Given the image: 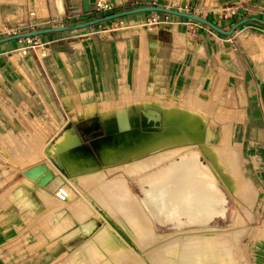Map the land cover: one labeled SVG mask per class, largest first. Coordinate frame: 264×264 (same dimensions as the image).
Segmentation results:
<instances>
[{
    "label": "crops",
    "instance_id": "1",
    "mask_svg": "<svg viewBox=\"0 0 264 264\" xmlns=\"http://www.w3.org/2000/svg\"><path fill=\"white\" fill-rule=\"evenodd\" d=\"M64 1L73 8L75 0ZM212 1L216 2L209 4L212 8L226 2L237 5L236 22L247 17L264 19V0ZM120 3L116 0L115 7ZM79 10L70 14L65 23L64 18L60 19L63 16L53 19L46 14L39 15L40 11L33 20L37 21L38 28H46L82 22L80 15L83 18L93 13L83 12L81 1ZM151 14L144 11L126 15L132 25L128 30L109 25L112 19L31 36L30 42L22 37L0 43V150L8 146L2 137L9 130L21 136L23 112L37 120L47 119L48 113L54 110H51L54 103L70 113L84 104L92 111L89 104L97 108L102 102L150 103L159 96L168 98L199 93V96L210 98L217 96L221 103L237 104L249 121L241 131L245 149L256 152L264 162V43L261 45L253 37L257 35L264 39V23L250 20L231 34L199 23L197 32L189 37L185 31L188 18L160 12L158 22L147 23ZM0 15L3 22L18 24L8 20L4 11L0 10ZM202 15L224 30L234 24H229L230 19H219L209 9ZM141 21L145 24H140ZM141 25L145 26L146 39L142 38ZM23 48H26L25 54L21 53ZM46 123L44 121L43 125ZM100 126L105 132L104 125L101 123ZM48 148L49 145L45 150ZM70 154L88 155L96 160L92 150L81 144L71 146ZM19 173L22 175L13 176L10 185L16 183L19 191L25 192L20 185L25 181L17 183L25 175L23 170ZM55 181L59 183V178L53 183ZM9 186L1 189L0 196L8 194ZM36 193V190H28L25 196H18V201L32 197L35 203L27 208L24 204H14L10 219L5 216L4 206L0 203V264L102 262L98 259L101 254L89 255L86 250L87 234L92 231L82 228V222L71 212L67 213L72 220L70 226L53 237L50 233L45 234L43 220L54 218L56 212L41 213L37 207L40 197ZM4 197L9 199L11 196ZM41 237L43 242L40 244ZM255 261V264H264V240L257 244Z\"/></svg>",
    "mask_w": 264,
    "mask_h": 264
},
{
    "label": "rangeland",
    "instance_id": "2",
    "mask_svg": "<svg viewBox=\"0 0 264 264\" xmlns=\"http://www.w3.org/2000/svg\"><path fill=\"white\" fill-rule=\"evenodd\" d=\"M38 1L40 3H38ZM119 1L121 2L120 5L119 6L117 5L116 7L114 6L110 10L97 11V12L95 11L96 13L94 12L89 13V15H86L83 18L80 15L79 21L90 20L92 18H96L104 14L113 12V11H120V10L129 9V8H133L137 6L161 5V6L166 7V5L168 4V0L157 1V4H152L151 1L149 2L148 0H138L137 3L135 2L132 3L131 0H119ZM171 1H176V5L173 7L174 9L192 12L200 16H203L202 13L204 12L207 13V10L210 7L211 3L214 2L212 0H193L192 2L191 0H171ZM79 3H80V0H75L73 8H71L69 5L65 3L62 4V8H60L58 4L55 2V0H37V1L36 0H20V1L19 0L18 1L17 0H1L0 10L6 13V17L8 18V20H12V22L17 21L18 24L13 25L10 23H5L2 21V19H0V37L15 34L13 30L16 31V34L23 32V31L31 30L32 27L29 25L31 21L35 23L34 29H37L38 28L37 21L35 22V20L33 19L35 16L39 14L38 13L39 11L41 12V14L39 15L46 14L50 17H53V19L57 18L58 16H63L60 19L62 20L64 18L63 22L65 23V21L69 19L70 14L80 11ZM72 9H74L75 11L71 12L70 10ZM211 12H213V10ZM14 13L16 16L12 15ZM216 16L218 15L216 14ZM0 18H1V15H0ZM120 18L122 19L123 22L128 23L129 17L123 16ZM221 19H224V18H221ZM235 20H236L235 17L231 18L229 24L232 25L233 23L236 22ZM21 22L23 23L22 25L20 24ZM104 24H108V23H104ZM110 24H112V26H114L117 29H122L121 27H123L120 24L119 20L116 18L113 19L112 21H109V25ZM140 24H145V21H141ZM193 24L194 22L192 21V19L188 18L185 31H186V35L189 37H191L192 34L197 32V29L196 27H194ZM209 98L210 97H207V96H199V93H195V94H183L181 96L178 95L177 97H168V98L165 96L155 97L153 98L155 102L154 101L150 102V103H153L151 105L150 103H146V102H136V103L141 104V105L143 104V107H146V108H149L150 106H153L154 104L155 105L160 104L159 106L156 107V109H159L160 114L161 113L164 114L165 111L170 112V108H168V106L171 108H173L172 106H175L176 111L178 109L179 110L181 109L189 113L190 112L193 113L196 111V109H199L200 112L198 111L197 114L199 116L202 115L201 117L203 118L206 117L205 119L207 122L206 124L209 125L211 129L216 131L218 135V138L216 140H211V143L216 146L218 145L217 147L220 150V160L221 161L223 159L228 160L227 162L226 160L222 162L223 169L225 171L234 170L233 172L235 173L238 172V175L240 174L239 175L240 183L237 184L234 181L233 182L229 181L228 183L229 190L225 185L223 184L220 185L227 199L225 203V206H226L225 213L220 216H215L213 219H211L207 223H203V222L191 223L188 220H186V218L184 217L182 218V220L168 219L165 215L160 214L156 210L152 208H147V211L150 213L149 215L152 218V223L153 225H155L154 230L156 234L149 232L146 234L143 233L144 235L141 234V237L139 239L138 237L140 236V234L137 238L133 237L131 239V243H129L128 245L119 246L121 248L119 249L120 251L118 255L117 245L122 242L115 243L114 247L113 246H112L113 248L110 247L111 251H109L108 247L111 246L110 244L112 242L110 241L109 243L107 240H103L98 237L100 233H102V231L98 232V234H95V235L89 232V234H87L88 236L86 240V243H87L86 250L88 251L89 255H94L95 253L101 254L102 256L98 257V259L100 258L103 261L100 263H88V264H169V263L170 264H199L200 262L205 260L204 258H206L207 256L201 257L203 256V254L198 252L199 250L202 251V247H204L203 245H206V244L205 243L203 244L202 240H199L198 239L199 237L197 236H200L201 233L206 232V229H208L207 227H210L209 229H213V230H210L212 232L213 231L215 232L218 229L223 231L224 229V232L228 233L230 238H232V240L234 241L231 240V242L228 243L229 245L226 244L230 248L229 250H231L228 252L230 253L229 257L226 255V252H220L218 253V255L217 254L215 256L212 255V262H206V263L224 264L226 262L228 263L232 261V263L230 264H255L257 244L261 243L264 240V162L257 155L256 152H252V151L250 152L245 149V144L243 143L242 138H241L242 137L241 131L246 125V122H249L244 117L245 113L241 109H239V107H237V104L221 103L217 100V96L211 97L210 99ZM136 103L135 102L134 103L133 102H129V103L128 102H102L101 104L100 103L97 104V108L94 106V104H89L90 106L93 107L92 111H89L90 109L86 108V106H84L86 104H84L82 108L81 107H78L76 109L74 108L71 110L70 113H68V110H66V108L64 109L59 104L54 103L52 104L53 108L51 109V110L53 109L54 110L48 113L49 118L47 119L43 118L42 120L31 118L30 116L26 115L25 112H23L24 116L22 114L21 121L23 122V128H22L21 136H16L15 134L11 133V131L9 130L8 131L9 133L2 137V138H5L4 142H7L8 146L7 147L3 146V149L0 150V191L1 189L10 185L11 180L13 179V176H21L22 174L19 172L31 167L32 165H35L38 163H45L49 169L54 171L55 169L51 167L53 166L52 161L48 159L47 154L45 153V149L50 141H52L53 139L56 140V138H58L59 135L63 133V131H65L68 127L73 125L82 141L80 143L81 146L83 147L87 146L88 148H90L93 152L94 157L100 164V170H98L96 175L93 176V177H96V179L95 178L92 179L88 176H85L82 178H75V181H74L72 178L68 177V175L66 179L65 178L63 179L56 171H54V173L57 175L56 178L57 179L59 178L58 184H54L53 181H51L46 185V187L39 185V187L36 188V185L38 184H35V182H33L32 179L26 176L25 177L26 179H28V181H26L24 177L22 178V180L18 181L17 183H20L21 181H25L24 183H21L20 185L23 186L25 189L27 188L29 191L36 190V192L38 193L36 194L40 197L39 204L37 205V207H39L41 213H47L51 211L56 212V216L54 218H44L43 220V222L47 224V225L45 224L46 226V230L44 231L45 234L50 233L52 237L54 235L59 234V232H61L62 229H64L65 227H68L72 224L71 217L67 215L68 212L73 213V216H75L79 220V214L81 211V214L83 216L85 215L86 219L88 218V220L91 219L95 222L96 219L94 218L92 219L91 215H89L91 214V208L92 209L103 208V213L102 211L100 212L101 216H104V217L110 216V214L114 212L112 214H114L115 217L118 218L120 214L118 213L119 211L117 212L115 211V209L118 207L117 203L119 202V199L124 200V198H121L124 195L123 194L121 195V193L119 194L117 192V189H115L116 192L118 193V195L116 196L117 193H115L111 188H106V187H109L108 185H111L114 182V179L116 180L123 179L128 184L130 191L133 193V195H135L138 199H142V197L144 196V192L142 188L145 187L147 183L142 182L141 177L145 176L147 173L150 172L149 167L146 168V166H148L149 164L151 167L155 166L154 164L156 163L155 161L163 159L167 155L165 154L164 151L163 153L156 152L157 154L156 153L151 154L149 152V155L145 154L146 157L143 158L144 155H142L143 154L142 152L143 149H142L138 151L136 154L130 153L132 155V158H129L131 156L130 155L126 159L127 156H125L123 152L122 153L117 152L116 153L117 156H120L121 159L118 160V157L115 156L117 157L116 158L117 160L115 158H114L115 160L114 159L111 160L110 158V160L107 159L105 160L106 162L105 161L102 162L104 159L101 160L102 158L100 156V153L97 150V147L100 145H104L111 139V134L107 132L106 129L104 132L103 128L100 126V124L102 123L101 122L102 120L100 118L102 117L104 110L106 109V110H110L116 113L118 112L119 114V113H122V111L126 110L128 108V105H131L133 107V105H135ZM89 105L88 107H90ZM231 108L233 109L231 110ZM19 109L20 111H22L21 108ZM164 109H167V110L163 111ZM8 110L9 112H11V106L8 107ZM24 110H26V108H24ZM98 111H99V114H98ZM184 111H181V112H184ZM187 112H184V113L186 114ZM172 113L170 112L169 114L172 115ZM189 113H187V115ZM177 114L178 113L176 112V115ZM91 120L97 121L98 125L91 126L90 130L86 131L85 127L89 124L88 122ZM44 121L48 122L46 123V126L43 125ZM224 129H226L227 131L229 130L228 133L227 131L223 132ZM223 133L224 135L228 134V137L223 136ZM140 152L142 153L140 154ZM139 154H140V157H142V158L139 157L141 160L137 158L135 159V162L132 163L131 160L133 159L132 161H134V156L139 155ZM182 154H184V152H182ZM221 154L222 156H224V158H222ZM178 157L179 155L175 156V158H178ZM128 159H130V161ZM143 159L145 160L143 161ZM203 160L205 161V159L202 157L201 162H200L201 164H205L203 163ZM141 163H143L145 166H143ZM132 164H133L134 170H132L131 168ZM229 165L230 166L232 165V167H229ZM137 167L139 168L137 169ZM140 167L141 168L143 167V168L140 169ZM131 170H132V173H131ZM139 170L141 171L143 170V171L141 172ZM99 173L101 174V176ZM231 176L234 177L233 175ZM235 178H238V176H235ZM69 182L73 186L72 190L70 187H68V185L65 184ZM77 182L79 183L76 184ZM116 183H118V181H116ZM62 184L70 190H69L68 199L66 201L60 202L55 197L54 192L56 188ZM13 185L9 186L10 189L8 191V194L9 196H11L9 197V199H5L6 197H4L6 195L8 196V194H4L0 196L1 206L2 205L4 206L3 212H5V216L8 219H10V217L13 216L11 207L14 204H18L19 206H22L21 204H24L25 205L24 207L27 208V207H30L29 205H32L35 203V199H33L32 197L24 198V199L21 198L22 200L19 199L18 201L17 197L25 196L28 190H26L25 192H20L17 187L18 185H14V186ZM234 187L236 189H234ZM99 189L101 190L102 193L100 192ZM41 193H43L44 195H42ZM105 193L107 194V196ZM101 195H103L104 197ZM51 199L53 201H51ZM123 200H120V201L123 202ZM50 202L52 205L49 204ZM87 202L88 203L90 202V203L88 204ZM81 203L83 206L81 205ZM115 203H116V207L114 206ZM84 204L85 205L88 204L89 206L88 205L84 206ZM5 207L6 208L8 207V209H5ZM82 207L85 209H83ZM42 208H44V210L41 211ZM82 212H86V214ZM53 224H55V226ZM204 224L206 225V227L204 226ZM48 225H50L49 228H48ZM200 227H202V229ZM95 229L91 231L93 232ZM196 229H197V232H196ZM216 232H220V231H216ZM190 234L193 235V237L195 235L194 238L195 239L197 238L196 241L199 240V242L197 243L194 240L195 242L193 243V240H192V242L190 243V240L192 239V236ZM158 235L161 236L162 238L164 237L163 240H161L162 238H159ZM183 235L184 236L186 235V237L187 236L191 237V239L189 238L190 240H187L190 243L188 244L189 246L185 244V241L183 243V240H185ZM204 236L205 235H201L200 237H204ZM156 238H159V239H156ZM179 238L181 241L179 240ZM42 242H43V238L42 240L40 239V244ZM185 248H187L186 249L187 251H189L190 249L189 252H191V249H193L195 252H196L195 249H198V251L196 252V254L193 253V250L191 254L190 253L187 254L186 252L182 258V253L186 251ZM182 249H183V252H182ZM215 250L217 252V248H213L209 251L215 252ZM112 254H114V256H112ZM115 254L117 255L116 258H115ZM218 256H222V257H218ZM221 258L224 263L222 262ZM229 259L231 261H229Z\"/></svg>",
    "mask_w": 264,
    "mask_h": 264
},
{
    "label": "bare ground",
    "instance_id": "3",
    "mask_svg": "<svg viewBox=\"0 0 264 264\" xmlns=\"http://www.w3.org/2000/svg\"><path fill=\"white\" fill-rule=\"evenodd\" d=\"M55 2L58 4V6L60 8H62V4L65 3L64 0H55ZM30 4H32V3H30ZM32 9H33V7H32ZM45 16H48V15H45ZM139 27H140V31H141V29L143 32L145 31L144 25H141ZM125 30H128V27H125ZM142 31H141L142 38H145V35H144L145 32L143 33ZM120 32H122V31H120ZM253 37L258 42H260L261 45L264 43V39H262L261 37H259L257 35H254ZM177 38H178V36H177ZM263 46H264V44H263ZM38 50H40V49L38 48ZM40 54H42V53H40ZM150 105H151V103H150ZM157 106H159V105L154 104L153 106L146 108V107H143V104L141 105V104L136 103L135 105H133V107L131 105H128V108L119 114H118V112L116 113V112L105 109L103 114H102V117L101 118L99 117L102 120L101 122L104 125L106 131L111 134V139L107 143L97 147V150L100 153V156L102 158L101 160L104 159L102 162H104L107 159L110 160V158H111V160L114 158L116 159L117 157H118V160L121 159L120 156H117V154H116L117 152H119V153L123 152V154L125 156H127L126 159L131 154H133V153L136 154L138 151H140L142 149H143L142 155H144L143 158L146 157L145 154L149 155V152L151 154H153V153L155 154L156 152L157 153L158 152L163 153V151H164L165 154H167L165 156V158L155 161L156 163L152 162L155 164V166L151 167L149 163H148L149 165L146 166V168L149 167L150 172L147 173L145 176L141 177V181L144 183H147L145 185V187L142 188V190L144 192V196L142 197V199H138L135 195H133V193L130 191L128 184L123 179H121V180L120 179L119 180L114 179L113 183L111 181L112 184L109 183L111 185H108L109 187H106V188H111L115 193L118 192L119 194L121 193V195L122 194L124 195L123 197H121V198H124V200L119 199V202H121L120 200H123V202H121L122 204L117 201L118 199L116 200L119 203V205H118V203L116 202L118 207L115 209V211H117V212L119 211L118 213L120 214V216L118 218H116L115 215L112 214L114 212L111 213L112 215L109 213L110 216L104 217V216L100 215L101 211L103 213V208L98 209L95 207L97 210L91 208V214H89V215H91V218L92 219L94 218V219L100 221V225L98 226V228H96L93 232H91V234L95 235V234H98V232L102 231V233H100V235L98 237L103 239V240H107L109 243H110V241L112 242L110 244L111 246L108 247L109 251H111V248L114 247L115 243L122 242V243L117 245L118 255H119V251H120L119 249L121 248L119 246L120 245H123V246L128 245L129 243H131V239L133 237L137 238L140 234V236L138 237V239H139L141 237V234L144 235L143 233L146 234L149 232L156 234V232L154 230L155 225H153V223H152V218L149 215L150 213L147 211V208H152V209L156 210L160 214L165 215L168 219L182 220V218L184 217V218H186V220H188L191 223H200V222L207 223L208 221L213 219L215 216H220V215H223L225 213V209H226L225 203H226L227 199H226V195L222 191L220 185L221 184L225 185L229 190V186H228L229 181L230 182L234 181L237 184L240 183V177H239L240 174L238 175V172L235 173V172H233L234 170L225 171L223 169L222 162L226 159H223L222 161L220 160V150L217 147L218 145L216 146V145L211 143V140H216L218 138L217 132L214 131L213 129H211L209 127V125L206 124L207 122L205 120L206 119L205 115H204L205 118H203V117H201L202 115L199 116L197 114L199 109H196V111L194 110L195 112H193V113H191V112L189 113L187 111L180 109L181 111L189 113L187 115V113L185 114L184 112H181L178 108H177L178 110L176 111L175 106H172L173 108L168 106V108H170V112L175 113V114L172 113V115H170L169 114L170 112L165 111L167 109L163 110V111H165L164 114H162V113L160 114L159 109H156ZM159 108H161V107H159ZM213 109H215V108H213ZM176 112L178 113L177 115H176ZM202 113H204V112H202ZM211 113H212V111H211ZM211 121H213V120H211ZM88 123L89 124L85 127L86 131L90 130L91 126H97L98 125L97 121L91 120ZM224 131H227V130L224 129L223 132ZM228 131H227V133H228ZM229 135H230V133H229ZM223 136L228 137V134L224 135V133H223ZM81 142L82 141L80 139V136L76 132L75 128L73 126H70L65 131H63V133H61V135H59V137L56 138V140L53 139L52 141H50L48 143L49 148L47 150H45V153L47 154L48 159H50L52 161L53 166H51V167L54 168L55 169L54 171H56L58 174H60L63 179L64 178L66 179L67 175H68V177L72 178L74 181H75V178H82L85 176H88L92 179L93 178L96 179V177H93V176H95L97 171L100 170V164L97 160H93L92 158L87 157L88 155L87 156H80V155H73L72 156L70 154L71 146H74V145L78 146ZM224 142H222V143H224ZM142 152H140V154ZM182 152H184V154H182ZM140 154L135 155V156L133 155L134 161H132L133 160L132 159L131 162L132 163L135 162V159L139 158ZM176 155H179V157L175 158ZM225 155H226V153H225ZM115 156H117V157H115ZM221 156H222V154H221ZM202 157L205 159V161L203 160V163H205V164L200 163ZM129 158H132V155ZM140 158H142V157H140ZM222 158H224V156H222ZM128 160L130 161V159H128ZM144 160L145 159H143V161ZM153 160H154V158H153ZM143 161H141V162H143ZM227 161L228 160H226V162ZM228 163H227V165H228ZM141 164L143 166H145L143 163H141ZM224 164H225V162H224ZM136 165H138V164H136ZM130 167H131V165H130ZM229 167H232V165L231 166L229 165ZM131 168H132V170H134L133 164H132ZM138 168L139 167H137V169ZM142 168L140 167V169H142ZM132 170H131V173H132ZM139 171H141V170H139ZM229 173H230V175H229ZM231 175H233L234 177H232ZM100 176H101V174H100ZM235 176H238V178H235ZM116 181H118V183H116ZM33 182H35V181H33ZM55 182L58 184V181H55ZM55 182H54V184H55ZM69 183H65V184L68 185V187H70L72 190L73 186L71 185V183L70 184ZM78 183L79 182H77L76 184H78ZM35 184H38V185H36V188H38L40 185L39 183H36V182H35ZM110 186H112L113 188ZM235 187H234V189H236ZM102 189H103V187H102ZM111 189H110V191H111ZM115 189H117V192ZM24 190L26 191L28 189H24ZM100 192H101V190H100ZM44 193H45V191H44ZM118 193L116 194V196L118 195ZM41 194L44 195L43 193H41ZM54 195H55V192H54ZM108 195H110V194H108ZM101 196H103V195H101ZM106 196H107V194H106ZM55 197H56V195H55ZM78 197H80V196H78ZM110 198H111V196H110ZM114 199H116V198H114ZM51 201H53V200L51 199ZM116 203L114 205L115 207H116ZM49 204H51V202ZM81 205H82V203H81ZM87 205L84 204V206H87ZM98 205H99V203H98ZM83 209H85V208H83ZM88 209H89V207H88ZM71 211H72V209H71ZM104 211H105V209H104ZM82 213L86 214V212H82ZM79 221L82 222V226H83L82 228H85L88 231H90V228L93 226V223H94L93 220H91V219L88 220V218L86 219V216L85 215L83 216L81 214V211L79 214ZM68 222H69V220H68ZM238 222H239V220H238ZM204 226L206 227L205 224H204ZM200 228L202 229V227H200ZM200 228H199V230H200ZM207 228L208 229H206V232L200 234V236L205 235L204 237L197 236V237H199L198 238L199 240H202L203 244L204 243L206 244V245H203L205 248L202 247V251L201 250L198 251V249H195V250H196V252L198 251L199 253L203 254V256L200 255L201 257L207 256L209 258L206 257V258H204L205 260L202 259L203 261L200 262L199 264H208L206 262H212V255H214V256L216 254L218 255V253H220V252H226V255L228 257L230 256V253H228V252L231 250H229L230 248L228 247V245H229L228 243L231 242L232 238H230L229 234L225 233L224 229H223V231H221L219 229L216 230V231H220V232H216V231L212 232L210 230H213V229H209L210 227H207ZM192 229H194V228H192ZM221 229H222V227H221ZM196 232H197V229H196ZM192 233H193V231H192ZM178 235H179V233H178ZM175 236H176V234H175ZM191 236H192V239H191V237H188V236H187L188 237V239H187L186 235L184 236L185 240H183V243L185 241V244H187V246H189L188 244H190L192 242V240L194 243L197 239V238L196 239L194 238L195 235H194V237H193V235H191ZM156 237H157V235H156ZM153 238H154V236H153ZM159 238H162V237L159 236ZM159 238H156V239H159ZM163 238L161 240H163ZM170 238H172V237H170ZM179 240H180V238H179ZM187 240H190V243ZM199 240L196 242L198 243ZM232 241H234V240H232ZM215 244H217V245H215ZM226 244H228V245H226ZM220 246H221V248H220ZM213 248H217V252H216V250H215V252L209 251ZM183 249H182V252H183ZM186 249L187 248H185V250ZM192 250L193 249H191V252H192ZM189 251H190V249H189ZM189 251H187V250L184 251L182 253V258L186 252H187V254H189V253L191 254V252H189ZM114 252H115V250H114ZM196 252L193 250V253L196 254ZM204 252H206V253H204ZM116 254H117V252H116ZM116 254H115V258L117 256ZM112 256H114V254H112ZM218 257H222V256H218ZM221 260H222V258H221ZM229 261H231V260L229 259ZM222 262H223V260H222ZM230 263H232V261L228 262V263L226 262L224 264H230Z\"/></svg>",
    "mask_w": 264,
    "mask_h": 264
},
{
    "label": "water",
    "instance_id": "4",
    "mask_svg": "<svg viewBox=\"0 0 264 264\" xmlns=\"http://www.w3.org/2000/svg\"><path fill=\"white\" fill-rule=\"evenodd\" d=\"M81 1V9L83 12H92L94 10V3L95 0H80ZM114 6L116 5V0H109ZM144 11H151V12H161V13H168V14H175L179 16H184L186 18H190L193 20H197L199 22H202L215 30L225 33V34H231L233 31L238 28L240 25L243 23L250 21V20H256L258 22L264 23V19H260L257 17H247L244 19H241L237 22H235L230 29L224 30L220 28L218 25L210 21L208 18L204 16H200L198 14L192 13V12H187V11H182L174 8H169L161 5H143V6H137L133 8H129L126 10H120V11H113L107 14H104L102 16L92 18L90 20L82 21L79 23L75 24H66V25H60V26H51V27H46V28H37V29H31L28 31L20 32L17 34L9 35L0 38V43L8 41L10 39H15V38H22V37H31V36H36L48 32H53V31H62V30H68V29H74V28H79V27H85V26H90L94 24H98L104 21H109L115 18L123 17L126 15H131V14H136L139 12H144ZM23 174L29 177L30 179L38 182L42 186H46L49 182L53 181L56 179L57 175L54 173L53 170L49 169L45 163H38L35 164L25 170H23ZM100 225V221L96 220L93 223V226L90 228V230L95 229Z\"/></svg>",
    "mask_w": 264,
    "mask_h": 264
},
{
    "label": "built area",
    "instance_id": "5",
    "mask_svg": "<svg viewBox=\"0 0 264 264\" xmlns=\"http://www.w3.org/2000/svg\"><path fill=\"white\" fill-rule=\"evenodd\" d=\"M157 1L158 0H151V3L157 4ZM175 5H176V1L168 0V4L166 5V7H169V8L172 7L173 8ZM113 7H114V5L109 0H95L94 10L92 12L104 11V10L107 11V10L112 9ZM237 8H238L237 5H235L233 3L226 2V3L218 4V6L215 8L209 7L208 9H209V11L213 10V12L216 13L220 18L231 19V18H234L235 15L237 14ZM14 16H16V15H14ZM118 20H119L120 24L123 26L122 28L125 29V27H128L129 29H132V25H130L126 22H123L120 17L118 18ZM158 21H159V12H152L151 16L147 20V23H155ZM192 21L194 22V24H193L194 27H196V29H197V27H198L197 25L200 22L197 20H193V19H192ZM20 24L22 25L23 23L21 22ZM29 25L32 27V29H34L35 23H33L31 21L29 23ZM115 29H117V28H115ZM13 32L16 34L15 30H13ZM26 38H27L28 42H30L32 40V37H26ZM21 53L25 54L26 48H23L21 50ZM55 195H56V198L58 200L66 201L69 197V189L64 185H59L55 190Z\"/></svg>",
    "mask_w": 264,
    "mask_h": 264
}]
</instances>
